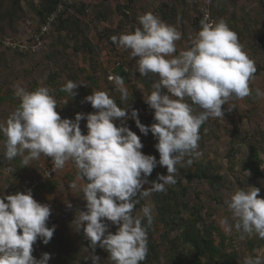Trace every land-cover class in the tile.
I'll return each instance as SVG.
<instances>
[{
	"label": "rangeland",
	"instance_id": "1",
	"mask_svg": "<svg viewBox=\"0 0 264 264\" xmlns=\"http://www.w3.org/2000/svg\"><path fill=\"white\" fill-rule=\"evenodd\" d=\"M58 2L49 12L46 0H0V122H5L21 102L15 94L17 85L27 91L48 88L61 118L73 120L77 113L95 111L85 102L91 91L106 92L121 109L144 103L158 76H141L131 50L118 47L111 37L134 32L142 27L138 16L152 13L181 34L173 54L179 55L189 48L190 36L198 31L203 11L208 9L216 21L225 20L237 34L242 50L254 61L257 71L249 82L251 94L243 99L230 97L223 105L225 116L209 117L199 129L195 150L199 155H186L184 166H176L177 182L140 199L133 209V215L140 216L147 228L148 254L141 264H192L197 260L201 264H242L246 256L264 258V239L256 234H243L241 239L242 233L234 228L228 232L220 223L227 218L229 225L234 224L225 201L238 188H259L258 198H264V95L256 94L257 89L264 93V0ZM47 22L48 30L41 35ZM117 76L128 91L127 100H121ZM69 80L85 87L75 89L73 96L61 91ZM193 107L196 113L203 111ZM86 123L81 121L84 134ZM141 123L150 126L154 120ZM130 129L140 136L142 152L159 160L155 149L158 141L153 135L144 136L136 125ZM4 140L0 135V192L11 195L40 178L51 158L42 154L26 167L21 156L8 161L3 157ZM188 159L193 161L191 165L186 163ZM77 171L69 165L56 172L48 184L32 191L38 202L50 204L48 226H56L49 244L40 240L34 244L33 256L39 259L43 253H50L49 264H92L94 254L100 257L97 264H113L99 245L93 253L82 227L74 222L77 210L85 206L82 192L68 187ZM158 174L167 175L166 167L157 166L149 181L156 180ZM149 187L151 184L144 185ZM175 191L178 195L173 194ZM145 205L152 209L150 226L140 211ZM111 231H116L115 226ZM195 240L201 247L199 254L193 247Z\"/></svg>",
	"mask_w": 264,
	"mask_h": 264
},
{
	"label": "clouds",
	"instance_id": "2",
	"mask_svg": "<svg viewBox=\"0 0 264 264\" xmlns=\"http://www.w3.org/2000/svg\"><path fill=\"white\" fill-rule=\"evenodd\" d=\"M138 21L142 27L114 35L111 40L131 50L141 76H158L152 84L153 91L144 97V103L154 110L150 126L141 123L138 110L132 106L121 109L104 91H91L85 102L95 111L77 113L73 120L61 118L48 88L27 91L19 85L15 86L19 106L5 122H0V135L5 137L4 159L11 161L21 156L26 167L43 154L51 158L53 171L63 169L69 161L75 164L76 178L68 187L82 192L85 206L77 210L74 222L82 227L93 253L99 245L113 264H141L146 259L147 228L140 216L133 215V209L140 199L177 182L176 166L183 167L184 157L198 148L202 124L209 117L225 116L223 105L230 97H248L249 82L257 71L224 19L210 21L205 16L191 46L179 55H173L177 50L175 42L181 39L174 26L152 13L138 16ZM115 81L121 86V100H127L122 78L117 76ZM80 86L84 85L69 80L61 91L73 96ZM256 94L264 95L259 89ZM193 105L203 111L196 113ZM129 119L140 133H151L158 141L155 149L159 160L142 152L144 145L127 125ZM85 120L86 134L81 130V121ZM186 163L191 165L193 161L188 159ZM157 166L166 167L168 174H158L156 180L149 181ZM146 184L151 187L145 189ZM259 195L260 189L250 186L230 195L225 203L234 224L229 225L227 218L221 220L226 231L234 228L242 233L241 239L243 234L264 239V198ZM67 207L71 208V203ZM140 211L150 226L152 209L145 205ZM51 215L50 204L38 202L30 189L11 195L0 192V264H49L51 254L43 253L37 259L33 246L38 240L44 245L52 240L56 226H48ZM90 259L97 264L100 257L93 254ZM242 264H264V258L246 256Z\"/></svg>",
	"mask_w": 264,
	"mask_h": 264
},
{
	"label": "built area",
	"instance_id": "3",
	"mask_svg": "<svg viewBox=\"0 0 264 264\" xmlns=\"http://www.w3.org/2000/svg\"><path fill=\"white\" fill-rule=\"evenodd\" d=\"M205 16H207L210 21H214L210 11L208 9H204L202 17L200 19V23H199L200 28L196 33H194L193 35L190 36L189 47L191 46L192 39L195 38L196 34L201 30V21L205 18ZM48 26H49V22H47L46 25H44L42 27L41 35L45 34V32L48 30ZM36 40L40 41V36H37ZM164 91L166 92V89ZM132 108L139 111V118H140L141 122L147 121V120H150L153 118L154 110L150 109L149 106L145 103L133 105ZM130 111L131 110H129V115H130ZM127 125L130 127L132 125H135V122L133 120L129 119L127 121ZM117 126H120V122H118ZM69 165H73L76 168L75 164L72 163L71 161L67 162L65 167H68ZM52 168H53V165L50 161L49 164L46 167H44L41 177L32 181L30 183V185L27 187V189H25L23 191H19V192L26 193L27 190H29V189L31 191H33L40 186L48 184L54 178L55 173L59 171V170L53 171Z\"/></svg>",
	"mask_w": 264,
	"mask_h": 264
},
{
	"label": "trees",
	"instance_id": "4",
	"mask_svg": "<svg viewBox=\"0 0 264 264\" xmlns=\"http://www.w3.org/2000/svg\"><path fill=\"white\" fill-rule=\"evenodd\" d=\"M46 2H47V5L49 6V7H48L49 12L52 11V10H54V9H56L57 6L59 5L58 0H46ZM41 14H42V16H44V18H45V14H44L43 12H41ZM212 18H213L214 21H216V19H215L213 13H212ZM199 28H200V24H198V30H199ZM142 104H143V103H142ZM152 119H153V118H152ZM150 120H151V119H150ZM147 121H148V120H147ZM257 170H258V169H257ZM197 172H200V170L197 171ZM256 172H258V171H256ZM193 177H194V176H193ZM190 179H191V176H190ZM218 187H219V186H218ZM185 191H186V189H183V192H185ZM173 194L178 195L176 191L173 192ZM193 244H194L193 247L195 248L197 254L201 253L202 251H201V247H200V245L198 244V241H196V240L193 241ZM192 264H201V263H200L199 260H197L195 263H192Z\"/></svg>",
	"mask_w": 264,
	"mask_h": 264
}]
</instances>
